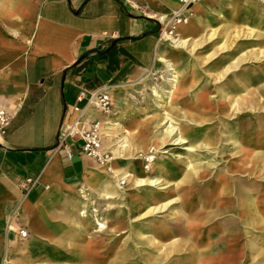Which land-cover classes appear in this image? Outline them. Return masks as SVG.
Wrapping results in <instances>:
<instances>
[{"label": "bare ground", "instance_id": "obj_1", "mask_svg": "<svg viewBox=\"0 0 264 264\" xmlns=\"http://www.w3.org/2000/svg\"><path fill=\"white\" fill-rule=\"evenodd\" d=\"M178 1L180 8L175 14L186 20L172 23L173 12L157 16L164 28L156 45L154 67L145 69L127 89L117 86L109 91L110 112H101L94 100L82 112L80 119L86 121L91 115L99 114L103 145L97 155L82 156L71 183L66 185L74 191L73 196L63 201L62 209L53 207L60 214L61 224L55 221L46 229L47 237L42 236L52 246L50 264H79L78 261L80 264H104L101 255L88 245L82 246L87 248L85 260L78 258L79 249L78 255L70 256L81 236L90 238L88 215L94 213L90 211V203L93 204V200L101 203L110 198L124 201V206L117 208L116 215L110 217L111 230L124 229L120 222L122 215H126L125 224L131 229L125 238L128 243L117 246L109 256L108 264H127L135 253V243L143 249L147 246L156 250V254L146 252L143 257L149 264H163L162 255L185 250L187 241L165 245L158 234L149 236L141 228H132V220L149 212L165 211L170 205L181 202V195L177 194L179 188L204 175L206 165L216 166L220 155L230 165L229 170L248 174L253 163L258 164V157L264 160V135L246 134L247 126L250 130H258L261 124L264 129V6L246 0H190L197 5L188 9L185 4L189 0ZM36 19L35 5H28L24 0H0V64L5 60L3 55L8 59L15 56L16 49L27 47L20 43L19 28L21 25L32 26ZM248 21L257 23L252 28ZM241 38L254 39L253 48L231 53L229 50ZM210 83L215 84V104L203 88ZM198 84L202 87L191 94L189 90ZM23 98L24 95L16 92L8 98L0 93V140L1 129L15 117ZM255 111L258 113H246ZM132 114L144 118L141 123L134 124L128 136H124L126 131L123 132L122 123ZM231 116L237 118L234 125L237 135H233V128L227 123ZM76 123L73 131L81 127L80 120ZM71 126H64L63 131L71 132ZM228 142L234 147V153H224ZM139 151L148 163L144 169L138 162H131ZM110 155L113 161L104 165ZM104 166H108L107 173L102 170ZM120 184H128L127 189L121 188ZM54 197L57 202L64 194L55 191ZM148 203L155 207L142 215ZM176 214L186 223L193 224L196 218L182 207L175 209ZM250 217L253 218L251 213ZM198 218L203 219L201 215ZM94 221L95 228H104L100 220ZM64 223L66 228L62 226ZM192 242L190 238V248ZM98 245L100 242L95 247ZM69 248L72 251L65 255L63 250ZM194 261L189 258L190 264Z\"/></svg>", "mask_w": 264, "mask_h": 264}, {"label": "crops", "instance_id": "obj_2", "mask_svg": "<svg viewBox=\"0 0 264 264\" xmlns=\"http://www.w3.org/2000/svg\"><path fill=\"white\" fill-rule=\"evenodd\" d=\"M179 8L178 0H37L25 94L21 93L24 98L12 124L22 121L27 127L48 94L54 104L61 97L63 116L57 142L42 138L40 147L32 148L8 143L3 136L0 140V264L11 259L14 264H29L42 255L40 260L51 262L46 229L53 226L56 215L60 217L53 207L62 209L72 192L66 185L84 155L77 148V137L59 147L64 126L80 120V126L87 127L97 117L100 122L99 114L80 119L90 94L128 86L154 67L161 24L157 16ZM80 93L85 94L81 100ZM38 124L44 129L43 119ZM253 166L250 174L237 170L217 181L212 206H206L208 225L202 226L212 230L201 232L203 239L197 243L192 239L194 264H264V160L258 157ZM27 179L36 180L29 192ZM55 191L63 193V199L54 201ZM20 230L27 232L26 238L20 237ZM24 249L31 252L23 253Z\"/></svg>", "mask_w": 264, "mask_h": 264}, {"label": "rangeland", "instance_id": "obj_3", "mask_svg": "<svg viewBox=\"0 0 264 264\" xmlns=\"http://www.w3.org/2000/svg\"><path fill=\"white\" fill-rule=\"evenodd\" d=\"M26 4L28 5H35L36 7V2L37 0H24ZM204 1V0H200ZM248 3H254L258 2L261 5L264 6V0H246ZM182 4V3H181ZM197 4L193 1L190 2V0L185 4V7L188 9H193L195 8ZM264 18V17H263ZM182 21L186 20V18L180 17ZM247 22V20H244ZM172 23H175L173 19L171 20ZM250 24V27H254L257 22L254 21H248ZM260 24V22H258ZM171 25V24H170ZM163 25H159V36H158V42L161 37ZM21 30V37H20V43L27 44V47L21 46L22 50L18 48L16 49L15 56L9 57L7 59L6 55H3V58L5 59L3 63L0 64V93H2L3 97H10L11 93H18L21 95V93L25 94V79L24 75L26 72V58H27V52H28V47L30 44V36H31V30H30V25L29 26H24L21 25L20 28ZM170 31V27L168 29ZM242 40L240 42L237 41V44L235 47L230 49L229 51L233 54H236L239 50H243L244 52L250 51L252 47V43L254 39L251 38H241ZM0 56L2 54L0 53ZM259 71L262 72L261 67L259 68ZM205 86V85H204ZM203 86L204 89L209 93V98L211 99L212 103H216L214 99H216L217 94L215 90V84L210 83L206 85L205 87ZM125 86L124 88L127 89ZM202 86L201 85H195L192 87V89L189 90L191 94H195ZM61 89V85H60ZM45 101L36 108L35 113H34V118H29L28 126L30 125L31 127H25V123L19 122L16 125L12 122L14 121V117L11 118L7 126H5L3 129H1V132H5V135H2L5 139L6 142L8 143H14L16 145H24L28 147H40V141L42 138L45 140L43 142H48L51 139L56 141L58 130H59V125L61 123V119L63 116V102L61 100V97L53 103L51 101V94L45 95L44 96ZM24 102V101H23ZM28 101L26 102V104ZM26 104L24 105L23 112L27 110ZM55 107V108H54ZM198 111V110H197ZM22 113V110L20 111ZM19 113V114H20ZM231 113V111L229 112ZM246 113H252V114H257L258 112H246ZM43 114V115H42ZM144 117L141 116L140 114H132V116L129 118V120L124 121L122 123V128L123 132L126 131L124 136H128V131L132 130L134 127L135 123H141L142 119ZM40 119L44 121V129L40 127V124L38 122ZM99 118H96V122H99ZM236 116H231L227 119V123L231 125L233 128V135H237L238 131L234 130V125L236 124ZM247 121H252L250 119H247ZM16 122V121H15ZM12 124V126H11ZM38 124V125H37ZM249 124V123H247ZM43 130V132H42ZM250 133H258V137L264 135V129L262 128L261 124L258 126V130H250V127H246V134ZM255 135V137H256ZM2 145V143H0ZM77 148L80 150V144L77 145ZM154 152V151H153ZM234 147L231 146V144L228 142L225 144L224 147V153H234ZM138 159V160H137ZM216 166H210L206 165L205 166V172L204 175L201 177L193 179L190 183H187V185H182L177 194L180 193L181 195V202L175 205H170L169 209H165V211L161 212H154L151 213L149 212L148 215L141 217L140 219H135L132 220V228L135 229H142L143 233L148 234L149 236H154L155 234H158V238L161 243L165 245H169L174 242L178 241H187V245L185 246V250H179L176 253H166L163 256V264H170L171 262H175L176 264H190L189 258L191 254V248H190V243L189 240L190 238L196 239V243L198 238L200 241L203 239L201 236V232H210L212 228H202V226H206L207 224V213H206V206L210 205L212 206V195L214 194L213 190L216 187L217 181L219 179L223 178V174L225 175H231L232 173H238L235 171L229 170L231 167L227 163L226 159L223 158L222 155H220L216 159ZM113 161V156L110 155L109 159L104 160V165L108 162ZM131 162H138L140 164V167L144 169L148 163L145 161V157L143 156L142 152L139 151V153L131 159ZM251 162V160H249ZM101 163V162H99ZM239 163V162H238ZM240 164V163H239ZM253 165H255L253 163ZM254 166H252L253 168ZM102 170L104 172H108V166L103 167ZM253 178V176H251ZM220 182V181H219ZM128 184H120L119 186L121 188H126L127 189ZM172 188V187H171ZM157 194L158 192H154ZM74 194V191H72L69 194V197H72ZM166 195H168V192H166ZM179 195V194H178ZM124 201L114 198H110L108 200H104L101 203L98 201L95 203L93 200V204L90 203V211H94L93 216L91 215V212L88 215V219L90 221V227L87 229L88 235H90L89 239H85L84 237H80L76 242L78 243V246L75 247V249L72 251L69 249L63 250L64 254L69 253V250L72 251L73 254H71L70 257L75 255H78L80 252L81 254L78 255V258H83L84 260L88 258L87 253H86V247H82L83 245L88 247L90 249H95L99 255H101L100 259H104V264H108L110 262L111 257L109 256L113 255V252L116 251L117 246L124 245L128 243V241L125 239L129 235V231L131 227L127 226V223L125 224L126 220V215L121 216V223L124 224V229L119 230L118 232H113L111 230V222H110V217L115 216L117 212V208L123 207ZM155 207L154 204L148 203L145 208L146 210H143L142 215L148 211L152 210ZM182 207L188 215L195 214L196 218L194 219L193 224L190 222L185 221V219L180 218L179 215H174V211L177 208ZM173 214V215H172ZM96 215V217H94ZM201 217L203 219H199L198 217ZM59 215H56V223H60L61 221L58 217ZM100 220L102 224H104L103 229H98L97 227L95 228L93 226V221L95 219ZM213 218L210 219V222L212 223ZM205 222V223H204ZM92 223V227H91ZM94 224L95 221H94ZM208 225V224H207ZM64 228L67 227V225L64 223L62 225ZM210 227H213L212 225ZM202 238V239H201ZM87 242H86V241ZM89 240V241H88ZM100 242V245L96 246L97 243ZM89 243V244H88ZM52 246H49L50 253H51V248ZM173 247V244L172 246ZM134 255L130 258V260L127 262V264H149L148 261H145L143 257L146 256V252H150L153 254H156V250L153 248H149L145 246V249L141 245H137L136 243L134 244ZM79 249V250H78ZM141 249V250H139ZM78 250V254H77ZM31 250L24 249L23 253H30ZM44 255H42L43 259ZM25 258V256L23 257ZM30 260L28 261L29 264H50L51 262L48 261H42V260ZM79 264L81 261H78ZM8 264H14V259L8 260ZM195 264H201L200 262H195Z\"/></svg>", "mask_w": 264, "mask_h": 264}, {"label": "built area", "instance_id": "obj_4", "mask_svg": "<svg viewBox=\"0 0 264 264\" xmlns=\"http://www.w3.org/2000/svg\"><path fill=\"white\" fill-rule=\"evenodd\" d=\"M180 1L182 2L183 0H180ZM180 17L176 16V14L174 13L172 19L176 23L181 20ZM84 96H85L84 93H80L78 99L81 100L82 98H84ZM93 100L96 104V107H98L101 110V112L103 113L110 112L111 105H110V97H109L108 88H103V89L97 90L93 92L92 94H90L88 98V103H90ZM76 126H77V123L75 122L71 126L72 127L71 132H69V130L66 132L63 131V133L61 134V138H60L61 141H60L59 147L61 145L65 146L64 142L66 139L77 137L79 144H80V150L82 154L89 155V156L97 155L98 151L102 147V135L100 133L99 122L94 121L87 127H80L78 130L73 131V129ZM71 133H72V136H70ZM4 134L5 132L3 131L2 135ZM65 152H66L67 158L72 157V154L69 150H66ZM35 183H36V180L27 179L25 190L29 192L34 187ZM19 235L21 238H26L27 232L20 230Z\"/></svg>", "mask_w": 264, "mask_h": 264}]
</instances>
